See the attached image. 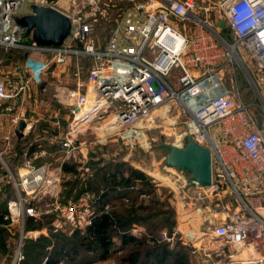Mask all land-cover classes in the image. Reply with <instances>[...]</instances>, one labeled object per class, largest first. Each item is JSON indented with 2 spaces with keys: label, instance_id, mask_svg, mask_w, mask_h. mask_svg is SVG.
<instances>
[{
  "label": "built area",
  "instance_id": "2783aa9c",
  "mask_svg": "<svg viewBox=\"0 0 264 264\" xmlns=\"http://www.w3.org/2000/svg\"><path fill=\"white\" fill-rule=\"evenodd\" d=\"M29 1L0 0V46L47 60L27 58L28 79L0 82V99L15 98L30 83L47 85L52 66L65 67L71 59H87L88 67L85 78L76 71L74 90L59 92L64 117H56L52 152L44 145L48 138L24 134V141H15L20 123L28 121L21 113L12 118L0 152V185L8 181L14 188L4 219L21 225L9 264H24L26 242L45 235L25 230L28 217L76 216L81 230L91 224V193L67 204L59 201L61 184L72 176L63 165L77 162L82 175L98 148L117 157L120 150L109 149L117 142L130 151H168L162 168L174 179L177 191L169 188L177 203L181 196L184 213L176 208V216H187L181 223L190 230L180 228L178 219L162 239L189 247L195 257H204L203 264H264V0H132L103 45L92 39L93 25L113 0H34L69 19L70 33L61 46L27 43V30L15 15ZM239 70L253 100L247 99ZM170 115V126L177 120L184 124L177 144L153 145V127L167 124ZM190 138L211 152L208 187L167 165L171 148L183 149ZM17 144L20 167L14 173L4 157ZM144 165V160L132 164L162 186ZM41 264L50 263L46 258Z\"/></svg>",
  "mask_w": 264,
  "mask_h": 264
},
{
  "label": "trees",
  "instance_id": "16d2710c",
  "mask_svg": "<svg viewBox=\"0 0 264 264\" xmlns=\"http://www.w3.org/2000/svg\"><path fill=\"white\" fill-rule=\"evenodd\" d=\"M27 40V43L33 42L29 36ZM32 55L40 56L25 49L0 46V62L16 65L18 71ZM98 154L99 151L91 159L89 166L94 167V171L85 180L79 178L81 172L78 171V164L63 165L64 173L72 176L63 181L66 190L62 200L65 202H61L66 203L69 198L77 199L91 193L94 197L91 224L65 235L51 229V216H44L41 220L28 217L25 221L26 231L46 228L49 235L26 242L24 264H41L46 258L50 264H70L74 259L90 263L114 259L117 254H120L117 264H186L189 249L181 244L178 248H171L169 242L162 241L163 231L158 233L163 228L168 234L172 233V211L156 210L154 207L160 202L155 199L146 203L145 200L130 197L132 193L150 196L155 186L152 180L143 172L123 165H112L111 170L108 166L100 167ZM9 164L13 168L12 161L9 160ZM146 188L148 190H144ZM13 197L12 185L5 184L0 191V252L7 264L19 239L18 234L11 231L10 222L4 219L8 212L7 202ZM135 225L146 229L141 237L131 233Z\"/></svg>",
  "mask_w": 264,
  "mask_h": 264
},
{
  "label": "rangeland",
  "instance_id": "374dc122",
  "mask_svg": "<svg viewBox=\"0 0 264 264\" xmlns=\"http://www.w3.org/2000/svg\"><path fill=\"white\" fill-rule=\"evenodd\" d=\"M111 5H113V7H106L107 9V13L105 14V17L100 18V20H98V22L96 24L93 25V32H92V39L100 44L103 45L105 44L109 34L111 33V31L113 30V28L115 27V25L117 24V22L119 21V19L122 17V15L124 14V12L130 7L132 6L133 2L132 0H113L111 1ZM34 5H37L35 3L34 0H30L25 6L24 8H22L21 10H19L16 15H15V20L21 19L24 16H27L29 14L32 13V9L34 7ZM27 36H29L32 40H33V36L32 33H27ZM34 41V40H33ZM30 59L33 60H38L40 59L41 61H45L47 60V58L45 56H29ZM29 60V59H28ZM27 59L25 60L24 66L21 68L20 71H18L15 66H12L11 63H2V61L0 62V82H6L9 81L7 84H9L10 82L16 81L17 76H21L24 80H27L28 76L26 74V63ZM87 67H88V62H86L85 60H74L71 59L70 62L67 64V66L65 67H59V66H52L51 68V73L48 75L47 78V82H48V86L45 89L44 92L40 93V91H38L36 94L37 96L33 98V105L30 107V114L34 117L40 118V121L38 122V125H40L41 123L43 124V126L45 127L46 124H48L45 121H41V120H47L49 119L48 116H51L52 118L54 117L53 112V108H55L58 104V100L57 98L59 97V92L60 91H64V90H74L75 84L77 83V77H76V71L78 69L81 70V78H85L86 74H87ZM240 72V80H241V85L243 90H245V92H248L247 94V99L249 100H253L254 96L253 94H250V84L248 83L247 79L244 77L243 72ZM20 73V74H19ZM176 73V72H174ZM174 75V74H173ZM27 76V78L25 77ZM257 78V76H256ZM30 86V84H29ZM226 87H230L229 83L226 84ZM7 93H9L10 89L7 88ZM22 93H20L19 95H17L15 98H6V99H2V103H0V116H2L3 114L7 113V114H12L11 116H2L5 119V126L3 125L4 128H9V125H11V121L14 115H16V111L18 108V99H20ZM18 98V99H17ZM21 101V100H20ZM19 101V103H20ZM258 102V100H256ZM17 103V106H16ZM1 104H3V106H1ZM13 107V110L11 112L6 111V108L8 107ZM5 111V112H4ZM20 112H18L19 114ZM24 115V117L27 118L25 113H21ZM29 114V113H28ZM159 114V113H157ZM47 118V119H46ZM55 118V117H54ZM36 119V118H35ZM173 120V116L170 115L168 120H167V124H158V127H153V130L151 132V136H149V139L154 138L155 142L153 145L155 144H159L162 141L168 142L170 144H177L176 140H179V136L181 133H183L184 131V124H182L180 120H177L176 123L174 124V126H170L169 122H171ZM41 127V126H40ZM42 127V128H44ZM174 128V129H172ZM5 134V132L3 131L1 136H3ZM7 137V135H6ZM112 145L109 147L110 151L113 148L114 150H120L119 155L117 157H113L112 155H110L109 153H107V151H105L106 148H98L96 150V153L99 151L98 154V162H99V166L100 167H104V166H108L111 170V166L112 165H123L126 167H130L133 168L132 164H135L138 161H143L144 160V169H146V171L150 170L153 174H156L157 178H159L160 180H162V186H156V183L153 182V184L156 186H154V190L153 192L150 194V196H137L136 193H132L130 194L131 198H138V200H145L146 203H148L150 200L155 199V201L160 202V204L158 206H155L154 208L156 210H171L172 211V215H173V219H174V227L173 230L176 228V222L179 219L180 225L179 227L182 228L183 230H186L187 232H189V225L187 226V224H182L187 220V216L184 215H180V216H176V208H178L180 210V213H184V210L182 208V205L180 204V195L177 194L178 196V203L175 201V199L173 198V192L171 191V189L169 188V186L171 188L176 189V184L173 182L174 179H171L169 177V174H167L164 169L162 168L163 166V160L165 159L168 151L164 150V149H149L147 153H144L140 150H134V151H130L127 150L126 148H124L120 142L116 143H111ZM103 150V151H102ZM118 150V151H119ZM1 152V151H0ZM4 159L6 160V162L9 161L8 155H6L4 157ZM90 163V162H89ZM88 163V165H89ZM9 164V162H8ZM72 164H77V162H74ZM94 171V167H90L89 166V170H83V174L79 175V178L81 180H85L87 179L88 176H90L92 174V172ZM168 175V176H167ZM151 180V179H150ZM8 181H6L5 184H7ZM5 184L0 185V191L1 188L5 186ZM64 182L61 184L60 188H59V201H63L62 197H64V192H65V186H64ZM6 188V187H5ZM4 188V189H5ZM13 188V187H12ZM14 190V188H13ZM144 190H148V188L144 189ZM68 191V189H67ZM177 193V192H176ZM65 198V197H64ZM78 199V198H77ZM77 199H70L66 202H73L76 201ZM65 202V201H63ZM51 229H58L60 233L65 234V235H71L73 234V231L76 230V225H77V217L76 216H51ZM43 218V217H42ZM41 218V219H42ZM58 218H60V220L58 221ZM38 219V220H41ZM182 222V223H181ZM200 220L195 221L194 222V226L198 227L200 224ZM59 225V226H58ZM21 225L19 224H15V225H11L10 229L13 232V234H18L19 238H20V230H21ZM145 228L142 226H138L135 225L133 226L131 233L134 235H139V237H141L143 235V233H145ZM166 231L167 230L165 228L158 230V233L162 232V231ZM172 230V231H173ZM42 231H45V236L49 235V232L46 228H43ZM162 238V237H161ZM164 239H162L163 241ZM166 240H164L163 242H165ZM181 243L176 242L173 246V248H178V245H180ZM182 245V244H181ZM183 246V245H182ZM187 248V247H185ZM189 249V247H188ZM188 251V250H187ZM189 252V259L185 260L186 264H203V260L204 257L199 256V257H195L193 254ZM120 254H117V256L114 259H108V260H102V261H97V262H90V263H84L82 262V260H76L74 259L72 261V263L70 264H117V259L119 258ZM81 262V263H80Z\"/></svg>",
  "mask_w": 264,
  "mask_h": 264
},
{
  "label": "water",
  "instance_id": "95a60500",
  "mask_svg": "<svg viewBox=\"0 0 264 264\" xmlns=\"http://www.w3.org/2000/svg\"><path fill=\"white\" fill-rule=\"evenodd\" d=\"M19 25L32 33L34 42L39 46H61L70 33L69 19L59 10L49 6L34 5L32 13L16 20ZM220 27L224 23L219 24ZM26 124L21 122L16 134L22 137ZM94 156V154H92ZM167 165L187 172L190 181L201 187L212 182V156L210 150L189 139L186 146L171 148L167 156Z\"/></svg>",
  "mask_w": 264,
  "mask_h": 264
},
{
  "label": "crops",
  "instance_id": "0c3cea01",
  "mask_svg": "<svg viewBox=\"0 0 264 264\" xmlns=\"http://www.w3.org/2000/svg\"><path fill=\"white\" fill-rule=\"evenodd\" d=\"M47 86H48V84L40 87V86H35L32 83H30V86L28 85V88L26 89V91L21 94L20 99L17 98L18 99V108H17L16 114L18 112H20V113H25L27 116L26 120L28 122L26 123V126H25L24 130L22 131L23 135L25 134L26 136H29L31 138H34L35 136H39L41 138H48L47 141H44V145L49 151L52 152L55 149V145L51 144V142H53L52 137L56 134L55 130H53V128L55 127L54 123L57 122V120L59 121L60 118H63L64 113L60 112L59 107L53 108L52 113L54 114L55 118L48 116L49 119L46 118L47 120H41V121H45L48 123V124H46L45 127L43 126L42 123L40 124L41 127H39L38 122L40 121V118L34 117L30 114V107L34 103L33 98L37 96L36 93L38 91H40V93L44 92L45 89L47 88ZM19 101H20V103H19ZM0 103H2V99H0ZM1 106H3V104H1ZM16 106H17V103H16ZM7 115L12 117L11 113L10 114L5 113L2 116L5 117ZM2 116H0V151H3L5 148V144L7 141L6 135H8V131L10 130V125H9V128L3 127V125L5 126V119ZM57 116H59L60 118H56ZM42 127H44V128H42ZM3 131L5 132V134L3 136H1ZM45 131H47V134L45 133ZM14 140L19 141L20 137H18L16 134ZM20 141H24V137H22ZM6 155H8L9 160L12 161V163H13V168L9 164L11 170L14 173L17 172L18 168L20 167L19 164L17 163L18 157L20 156V146L17 144L15 150L12 151L11 154H6ZM42 161H44V160H39L38 163H41ZM39 231H42V230H39ZM42 235H44V234H42ZM171 248H173V246H171ZM2 257H3L2 253L0 252V264H7L5 259Z\"/></svg>",
  "mask_w": 264,
  "mask_h": 264
}]
</instances>
